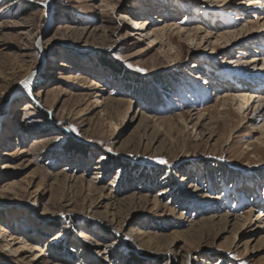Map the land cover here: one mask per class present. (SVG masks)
Here are the masks:
<instances>
[{"label":"rangeland","instance_id":"1","mask_svg":"<svg viewBox=\"0 0 264 264\" xmlns=\"http://www.w3.org/2000/svg\"><path fill=\"white\" fill-rule=\"evenodd\" d=\"M258 100L264 0H0V264H264Z\"/></svg>","mask_w":264,"mask_h":264},{"label":"bare ground","instance_id":"2","mask_svg":"<svg viewBox=\"0 0 264 264\" xmlns=\"http://www.w3.org/2000/svg\"><path fill=\"white\" fill-rule=\"evenodd\" d=\"M130 20H132V22H131V24L132 25H135V26H139V27H141V25H143L142 23H141V20L139 19V18H131ZM143 27V26H142ZM133 32H129V34L128 35H126V37H129L131 34H132ZM153 34H154V36H155V38L153 39V41L154 40H156V39H158L161 35H162V33L160 32V31H155V32H153ZM34 74V71H30L29 72V74H28V76L29 77H32V75ZM98 83V82H97ZM94 86H99V84H96V83H94L93 84ZM21 88V90L20 91H22V88L23 87H20ZM251 97H256L255 95L254 96H251ZM242 99L244 100V101H249L250 100V96L248 95V96H242ZM262 102L264 103V100H258V103H257V107H260V105H262Z\"/></svg>","mask_w":264,"mask_h":264},{"label":"snow or ice","instance_id":"3","mask_svg":"<svg viewBox=\"0 0 264 264\" xmlns=\"http://www.w3.org/2000/svg\"><path fill=\"white\" fill-rule=\"evenodd\" d=\"M161 163H164V161H160Z\"/></svg>","mask_w":264,"mask_h":264}]
</instances>
